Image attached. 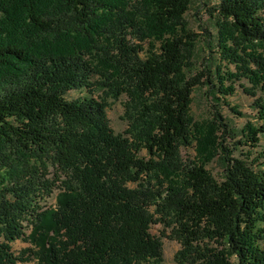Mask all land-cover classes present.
<instances>
[{
  "label": "trees",
  "instance_id": "16d2710c",
  "mask_svg": "<svg viewBox=\"0 0 264 264\" xmlns=\"http://www.w3.org/2000/svg\"><path fill=\"white\" fill-rule=\"evenodd\" d=\"M191 3L0 0V264H163L162 238L177 264H264V167L235 155L264 159V0H217L219 61L195 76ZM202 85L240 87L257 123L196 122Z\"/></svg>",
  "mask_w": 264,
  "mask_h": 264
},
{
  "label": "rangeland",
  "instance_id": "374dc122",
  "mask_svg": "<svg viewBox=\"0 0 264 264\" xmlns=\"http://www.w3.org/2000/svg\"><path fill=\"white\" fill-rule=\"evenodd\" d=\"M216 5L217 0H192L190 10L185 16L190 31L196 36V50L192 59L193 76L200 71H203L206 64H218L219 61L217 55L213 54V52H216V49L213 47L216 36V18L213 17H216V15L212 12V9ZM209 46L213 48H210ZM87 95L86 91L75 90L68 92L66 99L76 100ZM215 98H224L225 101L227 100L229 102L230 106L218 103ZM125 100L126 99L122 97L119 101L113 102L111 107L107 109V116L111 127L117 133H122L127 129V123L123 120ZM192 100L191 115L196 122H203L211 119L213 114L216 111H219L224 117L225 122L227 121V123L237 132L241 131L249 123L254 125L257 123L255 118L256 113L252 107L253 99L244 94L240 87H238L235 95L226 98L220 94L213 95V92L204 85L198 86L194 90ZM232 109H235L238 114L233 112ZM239 139L240 138H237V140L234 141H229L228 144L235 146L236 141ZM238 149L239 150L235 152L237 157L247 159L249 163H252L254 168L264 167V159L256 162L258 154L262 150L261 148L251 151L241 146L238 147ZM193 155L194 151L191 149H184L182 151V156L185 160L193 157ZM208 169L217 180L222 179L223 169L220 161L211 164ZM54 203L55 199H49L43 204L44 206H52ZM162 230L161 226H154L152 233L160 237ZM162 242L164 255L163 264H177L175 262V255L180 249V245L176 241L167 238H162ZM28 247L29 245L22 241H17L13 244V250L16 253H19ZM28 264H35V262H30Z\"/></svg>",
  "mask_w": 264,
  "mask_h": 264
}]
</instances>
